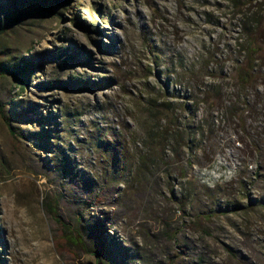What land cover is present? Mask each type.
<instances>
[{
    "label": "rangeland",
    "instance_id": "rangeland-1",
    "mask_svg": "<svg viewBox=\"0 0 264 264\" xmlns=\"http://www.w3.org/2000/svg\"><path fill=\"white\" fill-rule=\"evenodd\" d=\"M0 104V264H264V0H0Z\"/></svg>",
    "mask_w": 264,
    "mask_h": 264
},
{
    "label": "trees",
    "instance_id": "trees-1",
    "mask_svg": "<svg viewBox=\"0 0 264 264\" xmlns=\"http://www.w3.org/2000/svg\"><path fill=\"white\" fill-rule=\"evenodd\" d=\"M60 2L63 3H68L71 0H58ZM18 18L15 19H7V22L11 25V24H16L18 22ZM69 56L66 54V52L60 50L55 52L53 59H67ZM30 64H26L24 63V61L21 63V67L14 71V70H10V71H6L4 73H9L12 74L16 79H18V81L20 82L19 84V90L23 91V89L25 88L26 84H27V80L26 78H19L20 75L22 74H27L30 71ZM252 71H253V67L250 65H247L246 63L243 64V66H241L238 71H237V81L244 85L247 84L251 81L253 75H252ZM151 106H153L151 104ZM0 117L3 120V122L5 123V125L8 127V129L10 130V133L13 137H15V131L12 130V126L10 124V120L9 118L6 116L5 114V106L0 104ZM16 138V137H15ZM52 217L55 220V223L57 225H59L63 230L66 229L67 231H69L70 229L68 227H65V225L59 220L58 216L56 215L55 212H52ZM76 236L79 238V234H76ZM69 243H73L76 244V242H74V238L71 236L70 233H63L59 236V238L53 240V245H54V249L58 252L60 250V248L64 245H67ZM102 243L99 244V250L100 252H97L96 254V259L98 260L102 255H104L107 250L102 248ZM104 246V245H103Z\"/></svg>",
    "mask_w": 264,
    "mask_h": 264
}]
</instances>
